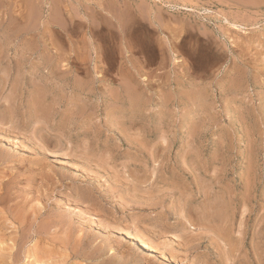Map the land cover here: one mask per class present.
<instances>
[{
    "label": "rangeland",
    "instance_id": "1",
    "mask_svg": "<svg viewBox=\"0 0 264 264\" xmlns=\"http://www.w3.org/2000/svg\"><path fill=\"white\" fill-rule=\"evenodd\" d=\"M0 222V264H264V0H0Z\"/></svg>",
    "mask_w": 264,
    "mask_h": 264
},
{
    "label": "bare ground",
    "instance_id": "2",
    "mask_svg": "<svg viewBox=\"0 0 264 264\" xmlns=\"http://www.w3.org/2000/svg\"><path fill=\"white\" fill-rule=\"evenodd\" d=\"M37 204V203H36ZM12 213V212H11ZM14 214V213H13ZM12 214V215H13ZM10 215V214H9ZM15 215V214H14ZM23 215H21V217H22ZM7 217V216H6ZM14 217V216H13ZM12 217V218H13ZM7 219V218H6ZM15 219H17V220H22V219H20L19 218V215H16V217H15ZM4 220V219H3ZM2 221V220H1ZM21 222V221H20ZM6 224V223H5ZM4 224V225H5ZM3 225V224H2ZM1 225V222H0V247H1V245H4V243H5V241H9V240H11L12 239V237L11 238H5L4 237V231L2 232V226ZM20 225V224H19ZM6 226H4L3 228H5ZM5 231H7L6 229H5ZM40 232H42V231H40ZM122 232V231H121ZM122 233H125V234H127V236L130 238V239H133V240H135V241H138V244L140 245V247L141 248H143V249H146V251L148 252V251H151L152 253L153 252H156V251H158L156 248H155V246H153L152 245V243H150L148 240H146L145 238H142V237H140V236H137L138 234H133V232L132 233H130V232H128V231H123ZM235 233V232H234ZM9 234V233H8ZM16 236V235H15ZM15 238V237H14ZM12 239V241L14 242L15 241V239ZM39 238H42V237H39ZM17 242V241H16ZM8 243V242H7ZM8 245H9V243H8ZM5 246V245H4ZM15 246V245H14ZM3 248V247H2ZM7 248V247H6ZM14 248V247H13ZM4 250V249H3ZM11 253V252H10ZM150 253V252H149ZM160 253V257L161 256H163V257H166L164 254V252L162 253V252H159ZM13 254V253H12ZM158 254V253H157ZM8 256H10V255H8ZM13 256V255H12ZM35 256V255H34ZM32 257V256H31ZM162 257V258H163ZM1 258H3V257H1ZM169 258V257H168ZM167 259V258H166ZM165 259V260H166ZM1 260V259H0ZM40 260H41V258H40ZM43 260V259H42ZM33 261L34 262H37V263H39V264H42L43 263V261L41 262V261H39V257L37 258H34L33 259ZM171 261H173V260H171ZM33 262V263H34ZM169 262V261H168ZM1 263V262H0ZM171 263V262H170ZM171 264H179V263H177V261L176 262H172Z\"/></svg>",
    "mask_w": 264,
    "mask_h": 264
}]
</instances>
